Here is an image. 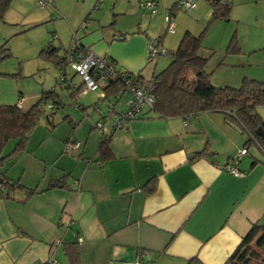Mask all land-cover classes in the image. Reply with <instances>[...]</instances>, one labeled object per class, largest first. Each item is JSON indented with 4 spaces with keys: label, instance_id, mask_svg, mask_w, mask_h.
I'll use <instances>...</instances> for the list:
<instances>
[{
    "label": "crops",
    "instance_id": "obj_1",
    "mask_svg": "<svg viewBox=\"0 0 264 264\" xmlns=\"http://www.w3.org/2000/svg\"><path fill=\"white\" fill-rule=\"evenodd\" d=\"M49 1L40 6L37 0H11L0 21V46L9 52L0 59V105L15 103L25 110L43 89H55L43 71L50 64L54 76L64 73L74 81L70 66L62 72L38 55L47 44L65 52L73 35L114 60L121 71L147 79L146 49L154 34L118 30L93 11L120 0H101L100 5L96 0ZM142 1L131 0L135 5ZM155 1L158 11L146 14L166 22L160 5L167 1ZM246 1L231 0V12ZM205 6L197 2L190 10H209L210 15ZM157 37L163 45L164 36ZM259 77L264 81V69ZM238 80L236 75L226 85L237 86ZM85 95L76 99L85 111L75 100L72 110L64 109L67 102L60 96L61 116L57 109L59 116L53 118V112L50 124L41 117L22 150L12 153L17 139L6 141L0 169L25 190L35 191L28 195L13 188L9 198L0 197V264H40L50 256L69 264L63 252L68 242L76 243L81 264L136 259L148 264H222L252 223L264 224V158L251 154L250 146L262 151L252 142L238 157L242 175L220 168L248 138L223 113L162 118L145 109L110 135L102 160L92 123L111 103L97 102L90 112L92 102H81ZM256 111L264 120V105ZM68 136L80 142L72 154L62 150Z\"/></svg>",
    "mask_w": 264,
    "mask_h": 264
},
{
    "label": "trees",
    "instance_id": "obj_2",
    "mask_svg": "<svg viewBox=\"0 0 264 264\" xmlns=\"http://www.w3.org/2000/svg\"><path fill=\"white\" fill-rule=\"evenodd\" d=\"M205 1L211 6L210 20L229 18L232 10L231 0ZM10 2L11 0H0V21H3L4 13ZM174 9H176L175 4L169 10L173 13ZM201 38V34L196 35L189 30H185L178 45L171 52V60L168 65L161 72L151 75L156 81V85L153 89V106L147 110L162 118L185 116L186 114L200 111L221 112L225 115L224 118L246 132L248 138L243 146H246L247 150L250 143L256 142L264 154V135L256 133V129L259 127L264 131V120L256 111L257 106L264 105V81L244 77L237 86L213 85L209 81L208 73L204 68L207 58L199 52ZM232 39L229 42V50H238L239 47L235 44V39L233 43ZM160 40L161 37H159ZM58 51H60L59 47L47 44L39 51L38 55L40 58L47 59L52 64L60 67L62 72H64L65 52L60 54ZM8 53L6 46H0V59L8 56ZM91 73L92 70L90 71ZM123 73L130 77L132 76L136 84L142 85L146 81L140 73H133L128 70H124ZM59 75L56 77V84L65 88L68 96L75 100V105L85 111L86 106H81L76 100L78 99L76 93L82 85V79L80 83H75L66 77L64 80H60ZM121 85L122 83L118 80L101 82L98 89L95 90H102L103 96H97L96 102L90 106L95 109L97 108V102H100V100L101 102L106 101L109 104L111 103L108 112H113L111 108L113 106L112 99L117 100L123 95ZM61 100L60 95L53 87L51 89H43L39 99L25 110L15 103L14 105H0V164H2L1 161L4 159L2 149L6 141L10 138L17 139L12 153L22 150L28 134L31 133L41 117L45 118L49 124L51 123L53 112L64 104ZM103 117L104 114L100 116L101 119ZM110 135L99 138L97 150L102 160L109 151ZM13 188L25 190L20 183L7 177L0 169V197L9 198ZM34 191V189L25 190L28 195ZM76 247L75 242H68L63 246V252L69 264H81L80 260H78L79 251ZM40 264L48 263L45 261ZM222 264H264V224L252 223Z\"/></svg>",
    "mask_w": 264,
    "mask_h": 264
},
{
    "label": "rangeland",
    "instance_id": "obj_3",
    "mask_svg": "<svg viewBox=\"0 0 264 264\" xmlns=\"http://www.w3.org/2000/svg\"><path fill=\"white\" fill-rule=\"evenodd\" d=\"M176 1L177 0H165L167 5H160L164 10L163 16ZM200 1L203 0H197L196 3H202L206 5L205 7L207 9H211L207 1L206 3ZM139 5L140 3L136 5L133 4L131 0H120L118 4L111 2L93 11H95L98 16H101L100 19L106 20L107 24L118 30L142 34L144 30L146 34L148 33L147 36L152 37L154 34L155 39L158 40L159 38L157 36L161 34L164 36L162 47H164L167 52L157 57L148 58V60L146 56V61L149 63V66L145 69L147 70V73H145L146 78H149L153 72H161V70L168 65L171 60V52L178 45L185 30H189L192 34H201L202 36L199 52L202 56L207 58L204 68L208 73L209 81L213 85L224 86L227 80L236 75L239 76V83L237 85L240 84V80L244 77L259 80V76H261V72L264 69V0H247L244 4L237 5L236 13L231 12L228 19L218 18L210 20V15L208 14L209 10H201L197 13L195 10L176 8L172 15V22L175 25V33L172 34L168 32L166 22L163 21L162 16H155V19L151 20L149 14H152L150 12L146 14L145 10L141 9ZM165 30L167 32L166 34H164ZM231 38H233L232 43L235 39V44L239 47L238 50H229L228 46ZM160 41H158V43L161 44ZM68 69L71 73V67ZM43 71L47 76L49 75L48 77L52 78L54 82L53 85L56 86L55 89L59 91L63 101L67 102L64 109L72 110L71 107L74 105V101L68 96L65 88L56 84L55 77L59 75V72L58 75L54 76L55 69H51V64L50 69H43ZM79 81L81 82V78L76 74L74 82L78 83ZM99 93L100 90L89 91L87 94L85 93L86 95L83 94L80 96L82 97L85 95V98L83 97L81 102L88 103V101H91L93 103L96 101ZM124 101L125 99L123 96L119 97L116 101L113 99V108L116 110H112L124 111L127 109V104ZM99 103L100 106L101 103L103 105L107 104L101 102V100ZM88 108H90V112L94 111L92 106ZM57 111H59L61 116L62 109H58ZM57 111L54 112L53 118L59 116ZM107 113L111 112H106L105 114ZM80 115L83 118H87L86 113H81ZM250 153L255 154L257 157L264 158L263 154L254 144L250 146Z\"/></svg>",
    "mask_w": 264,
    "mask_h": 264
},
{
    "label": "built area",
    "instance_id": "obj_4",
    "mask_svg": "<svg viewBox=\"0 0 264 264\" xmlns=\"http://www.w3.org/2000/svg\"><path fill=\"white\" fill-rule=\"evenodd\" d=\"M197 0H178L175 3L176 8H182L186 10L195 9ZM230 1V0H221ZM49 0H37V4L40 6L50 5ZM101 0H96V4L100 5ZM140 7L145 11L155 14L158 11V6L155 0H145L140 3ZM173 13L171 10H167L164 18L167 22V30L169 33L174 31V23L172 22ZM84 27V23L80 25ZM55 37V36H53ZM73 35L69 46L65 50L64 58L65 65L70 66L74 73L80 76L82 79V85L79 87L76 95L81 96L87 93L89 90L98 89L99 84L103 81H120L122 83L123 98L127 104V109L124 111H113L111 113L104 114V117L97 119L93 124L94 130L98 133L99 137H107L115 130L124 128L126 121L135 118L141 111L150 109L153 106L154 97L153 89L156 85V81L149 77L142 85L136 84L132 79V76H128L123 71L119 70L112 60L105 56L95 53L90 50L88 46L81 44ZM158 39H154L148 42L146 49V56L148 58L157 57L158 55L165 54L167 51L162 44L158 43ZM92 73L90 74V71ZM97 77V78H96ZM60 80H64L63 74L59 75ZM98 79V80H96ZM99 96H103V91L100 90ZM19 106V104H17ZM233 111V110H232ZM234 114V112H232ZM109 122L108 124L106 123ZM80 142L72 137L66 138L64 142V153H71L76 148L78 149ZM247 153V147L243 146L237 151V154L231 159L225 161L220 168L227 169L228 172L234 175H242V171L237 168L238 157ZM46 262L48 264H59L54 257L50 256ZM125 264H148L138 259L126 262Z\"/></svg>",
    "mask_w": 264,
    "mask_h": 264
},
{
    "label": "water",
    "instance_id": "obj_5",
    "mask_svg": "<svg viewBox=\"0 0 264 264\" xmlns=\"http://www.w3.org/2000/svg\"><path fill=\"white\" fill-rule=\"evenodd\" d=\"M236 129H237V127H236ZM256 133L259 135H262V136L264 135V131L260 127L256 129Z\"/></svg>",
    "mask_w": 264,
    "mask_h": 264
}]
</instances>
